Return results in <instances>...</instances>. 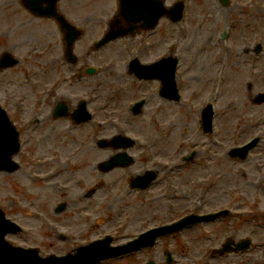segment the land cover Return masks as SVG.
<instances>
[{
    "label": "rangeland",
    "instance_id": "obj_1",
    "mask_svg": "<svg viewBox=\"0 0 264 264\" xmlns=\"http://www.w3.org/2000/svg\"><path fill=\"white\" fill-rule=\"evenodd\" d=\"M183 1L180 22L170 24L164 18L147 39L111 43L97 57L98 73L79 83L72 81L70 67L40 69L44 64L39 61H50L51 66L59 53L42 55V39L12 36L13 8L0 0V29L8 32L3 38L0 34V53L9 51L20 60L17 67L0 73V102L15 97L18 104L10 117L22 133L19 170L0 175V207L23 228L9 237L12 244L36 247L42 257L60 256L106 234L124 243L171 219L226 207L228 215L106 264H166V250L173 253L171 264H264V104L253 103L254 95L264 91V0H230L228 7L217 0ZM257 43L263 46L260 54L254 52ZM78 55L82 63L81 51ZM169 55L179 59L178 102L162 100L158 82H139L126 72L133 57L149 63ZM81 98L89 102L93 121L74 126L49 116L58 99L73 108ZM140 98H145V106L133 116L130 107ZM207 103L214 107V130L204 135L199 124ZM153 125L164 132L156 133ZM118 133L137 140L130 150L134 164L90 179L89 166L113 152L96 142ZM254 138L258 145L243 161L231 159L238 157L231 149ZM78 149L80 157L68 161ZM193 150L196 158L183 162ZM50 160L55 164L48 165ZM77 161L84 164L79 177L61 172ZM51 166L59 170L57 176L39 180L53 171ZM145 169L159 172L155 185L142 198L127 196L128 172ZM91 189L95 193L86 198ZM157 195L163 200L153 197ZM60 205L64 210L57 213ZM228 238H250L251 247L238 257L212 256Z\"/></svg>",
    "mask_w": 264,
    "mask_h": 264
},
{
    "label": "water",
    "instance_id": "obj_2",
    "mask_svg": "<svg viewBox=\"0 0 264 264\" xmlns=\"http://www.w3.org/2000/svg\"><path fill=\"white\" fill-rule=\"evenodd\" d=\"M226 2V0H223ZM180 10H176L174 13L178 14L177 16H180ZM9 64L13 63L14 61L10 60L8 61ZM175 64L176 61H173L170 63V66L166 69L164 64H158L156 66H151V67H143L140 68L139 74L143 77H155L159 73V69H161V78L164 84V88L166 89H173V94L171 97H174V70H175ZM160 74V73H159ZM61 110L58 107L57 108V114H60ZM211 115L212 112L208 109L207 113L204 115V125L207 127L210 126L211 123ZM16 133L11 129L9 122L6 120L5 116L2 114L0 111V150L2 153L3 158L0 159V169L2 168H12L13 165L10 161V156L15 153L18 150V143H17V138H16ZM209 217H193V218H188L185 221L187 222H195L203 219H207ZM7 245L5 243H0V264H19L20 259L22 258L21 254H26V252L19 250V249H8ZM86 252H89L93 254L95 257L94 261L100 260L101 258L108 257V256H113L110 255V251L107 249V247H102L101 248V243H96L92 244L91 246L85 248ZM114 254V253H111ZM33 260L39 261L36 258V255L32 257ZM41 262V261H39ZM46 264H87V263H77L74 258L70 259L65 263V260H60V259H52L49 261H46Z\"/></svg>",
    "mask_w": 264,
    "mask_h": 264
},
{
    "label": "flooded vegetation",
    "instance_id": "obj_3",
    "mask_svg": "<svg viewBox=\"0 0 264 264\" xmlns=\"http://www.w3.org/2000/svg\"><path fill=\"white\" fill-rule=\"evenodd\" d=\"M114 1L119 5L118 0ZM48 4L49 3L45 0L41 1L38 5L39 9L44 10ZM97 5L98 0H69L64 5L60 4L59 8L62 12L68 14L71 18H75V20L81 21L83 23H89L93 20V18H95V15L98 13L96 9ZM29 16L32 19H36V22L38 23L46 24V26H43L44 35L51 33V20L36 17L31 14H29Z\"/></svg>",
    "mask_w": 264,
    "mask_h": 264
}]
</instances>
